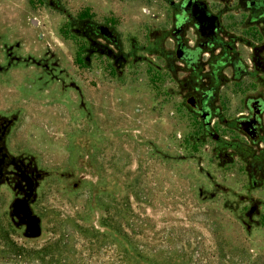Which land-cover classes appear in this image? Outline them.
Masks as SVG:
<instances>
[{
  "label": "rangeland",
  "instance_id": "obj_1",
  "mask_svg": "<svg viewBox=\"0 0 264 264\" xmlns=\"http://www.w3.org/2000/svg\"><path fill=\"white\" fill-rule=\"evenodd\" d=\"M52 1L0 0V218L14 238L40 247L66 227L78 252L83 241L73 225L107 230L99 219L116 204L128 211L124 225L138 226L146 254L264 264V177L251 185L236 150L216 142L188 108L184 81L149 51L168 6ZM82 20L110 24L132 56L115 63L89 52L73 28ZM226 21L233 29V17ZM241 88L264 95V75ZM241 88L228 87L213 103L230 122L247 99ZM261 120L264 129V113ZM211 121L221 139L243 140ZM16 202L25 214L14 212ZM109 248L89 264H106Z\"/></svg>",
  "mask_w": 264,
  "mask_h": 264
},
{
  "label": "flooded vegetation",
  "instance_id": "obj_2",
  "mask_svg": "<svg viewBox=\"0 0 264 264\" xmlns=\"http://www.w3.org/2000/svg\"><path fill=\"white\" fill-rule=\"evenodd\" d=\"M162 1L168 6L163 19L167 25L160 28L154 51L171 70V78L184 81L186 104L192 112L199 114L211 137L216 134L211 129L214 118L221 119L224 126L243 137L232 148L247 165L251 185L261 184V179L256 177H264L261 120L264 95L258 90L242 89L241 83L264 75V0ZM55 6H60L58 1ZM230 15L234 19L233 29L227 27L230 21L226 19ZM73 24L75 32L88 42L92 54H105L115 63H123L132 56L131 52H122L118 34L110 24L89 20L74 21ZM97 25L106 26L111 31L110 40L101 35ZM102 43L108 48L104 49ZM179 72L183 75L179 76ZM233 86L241 88L247 99L243 110L235 113L230 122L222 117L213 103ZM215 141L223 148L231 144L219 136ZM252 148L257 151L253 152Z\"/></svg>",
  "mask_w": 264,
  "mask_h": 264
},
{
  "label": "trees",
  "instance_id": "obj_3",
  "mask_svg": "<svg viewBox=\"0 0 264 264\" xmlns=\"http://www.w3.org/2000/svg\"><path fill=\"white\" fill-rule=\"evenodd\" d=\"M153 52L154 50H149ZM229 147H234L228 144ZM108 210V209H107ZM128 211H123L116 204L110 206L107 214L99 219V226L107 230H98L93 226L73 225L82 238L81 251L73 248V232L61 227L60 234L40 247H27L14 238V229L10 224H4L0 218V264H89L91 254L98 253L107 245L110 255L106 264H235L233 257L198 258L185 260L183 253L158 255L156 248L146 254L142 244L134 237L138 233V226L125 224L123 220ZM66 223V220H62ZM60 229V228H59ZM69 244L71 245L69 247ZM72 249V251H71ZM85 250L86 252L83 251ZM244 254V252H242ZM180 257L179 259L177 258Z\"/></svg>",
  "mask_w": 264,
  "mask_h": 264
},
{
  "label": "water",
  "instance_id": "obj_4",
  "mask_svg": "<svg viewBox=\"0 0 264 264\" xmlns=\"http://www.w3.org/2000/svg\"><path fill=\"white\" fill-rule=\"evenodd\" d=\"M97 28L99 29L100 33L102 36H104L105 38H107L108 40L111 39V31L108 30V28L106 26L103 25H97ZM212 138L214 140H216L218 138V136L216 134H214L212 136ZM255 210V206H251L248 210V216H250ZM14 212H21V213H26V209H25V205L21 202H16L14 205Z\"/></svg>",
  "mask_w": 264,
  "mask_h": 264
}]
</instances>
